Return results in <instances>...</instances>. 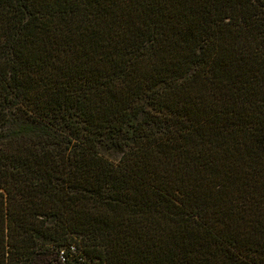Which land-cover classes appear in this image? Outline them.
<instances>
[{
	"label": "trees",
	"instance_id": "1",
	"mask_svg": "<svg viewBox=\"0 0 264 264\" xmlns=\"http://www.w3.org/2000/svg\"><path fill=\"white\" fill-rule=\"evenodd\" d=\"M37 255L264 264V0H0V264Z\"/></svg>",
	"mask_w": 264,
	"mask_h": 264
},
{
	"label": "rangeland",
	"instance_id": "2",
	"mask_svg": "<svg viewBox=\"0 0 264 264\" xmlns=\"http://www.w3.org/2000/svg\"><path fill=\"white\" fill-rule=\"evenodd\" d=\"M109 156L112 159H116V155L114 154L109 155ZM30 264H50L49 256L48 255H37L33 258Z\"/></svg>",
	"mask_w": 264,
	"mask_h": 264
}]
</instances>
